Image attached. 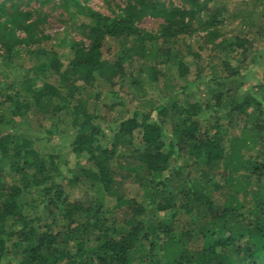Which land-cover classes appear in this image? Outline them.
<instances>
[{"label": "trees", "instance_id": "obj_1", "mask_svg": "<svg viewBox=\"0 0 264 264\" xmlns=\"http://www.w3.org/2000/svg\"><path fill=\"white\" fill-rule=\"evenodd\" d=\"M178 1L129 0L110 16L85 0H63L81 18L87 43L52 44L43 18L0 0V264H264V153L244 154L257 140L264 147V98L237 92L244 62L255 65L260 56H250V40L225 38V8L215 0ZM146 16L163 21L157 35L137 27ZM200 32L216 64L210 78L202 80L196 66L187 80L191 65L174 50ZM107 39L131 45L107 59ZM59 47L68 49L66 64ZM133 56L153 64L128 69ZM20 59L27 66L17 71ZM160 65L186 80L180 93L201 83L208 101L173 92L104 132L91 89L113 87L132 71V84L142 88L143 77H165ZM252 111L256 138L238 129ZM231 126L239 136L227 132ZM61 127L73 132L71 158H84L78 173L61 154L43 152ZM125 182L140 200L124 196ZM75 187L89 191L72 199L67 191Z\"/></svg>", "mask_w": 264, "mask_h": 264}, {"label": "rangeland", "instance_id": "obj_2", "mask_svg": "<svg viewBox=\"0 0 264 264\" xmlns=\"http://www.w3.org/2000/svg\"><path fill=\"white\" fill-rule=\"evenodd\" d=\"M128 1L129 0H85V3L90 8L104 15L114 16L126 6ZM164 1L168 6L173 4L179 7L181 5L178 0ZM215 1L216 5H214V7L217 8L222 6L225 8L223 24L221 26V32L224 33L225 38L231 39L232 37L238 36L250 40L252 46L250 49V56H255V54L260 56V59L255 65L251 63V59L244 62L245 67L241 69V73L245 75L246 79L244 80V84L237 88V92L238 94H242L244 91H248L262 101V97L264 98V38H260L257 35L259 29L264 30V0ZM16 3L19 9L34 13V19L35 17L44 19L42 29L44 33L51 38L52 44H57L62 39L66 41L71 39L76 41L82 40L87 43L86 37L78 30L82 22L81 18H79V20L76 19L77 17L72 15V9L66 11L64 9L65 5L63 0H16ZM232 15L234 16L232 17ZM162 22L163 21L160 19L146 16L137 23V27L143 32L157 35ZM261 32V34L264 33V31ZM202 37L203 33L200 32L195 34L192 38H183L175 47L174 51L182 55L184 61L191 65L192 75L187 76V80L194 78L196 66L199 70L201 69L202 80H204V77L210 78L213 72L212 65L216 64V60L211 58L213 54L209 49L210 46L203 44ZM189 44H193V47L189 46L188 49L187 46ZM130 45L131 42L129 41L107 39L103 48V56L109 59L114 53L126 50ZM158 46V42H156L154 47H149L148 50L155 52ZM58 49L63 56V63L66 64L69 58L68 49L66 47H59ZM194 53H197L199 57H193ZM143 61L147 65L153 64V60L149 57L140 59L137 56H133L132 68L128 69L136 71ZM13 64L18 71V69L20 70L23 66H27V60H14ZM159 69L165 74V77L160 76L156 83L147 81L143 77L142 88L135 87L132 84V79L136 76V72L132 71V74H130L125 81L121 82L118 80L113 87L102 83L96 84L91 89L94 96L89 99L90 108L99 117L104 132H107L108 127L112 128L113 124L120 118L127 117L131 111L135 109L148 110L157 102H163L173 92L178 93L179 100L182 98H195L205 103L210 98V90H207L201 83L198 86L190 87L188 92L183 95L180 93V87L185 85L186 80L178 78L174 69L167 70L165 66L162 65L159 66ZM29 119L30 117L26 116L21 120L20 124L22 128H26ZM257 121L256 111L253 112L252 117L244 118V120L239 121L238 129L245 126L246 130L250 131L248 134L253 135L254 133H252V131L255 132L254 127ZM223 124L226 126V121H223ZM45 127L49 128L50 123L47 122ZM238 129H236V126L226 128L227 132L234 136H239ZM63 130L64 132L62 135L58 134L51 138L50 142L44 147L43 152L61 154L64 156L66 162L69 163L68 166L70 169L78 173V167L83 165L84 158H71L69 151L70 143L73 139V132L70 129L64 128ZM255 136L254 134V137ZM256 144L257 145L253 146L249 151H244L246 157L251 158L257 153H264V147L261 146L258 140ZM120 189L126 197H135L138 200L141 199L140 190L137 191L129 182L123 183ZM87 191L89 190L85 187H75L68 189L67 192L72 199H80L82 194ZM221 193L223 196L227 194L226 190ZM182 223V227L185 229V222Z\"/></svg>", "mask_w": 264, "mask_h": 264}]
</instances>
